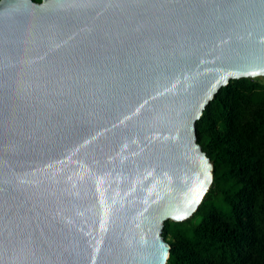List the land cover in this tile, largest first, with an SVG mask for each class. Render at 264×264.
I'll return each mask as SVG.
<instances>
[{
  "label": "water",
  "instance_id": "95a60500",
  "mask_svg": "<svg viewBox=\"0 0 264 264\" xmlns=\"http://www.w3.org/2000/svg\"><path fill=\"white\" fill-rule=\"evenodd\" d=\"M256 75L264 0H0V264H165L195 122Z\"/></svg>",
  "mask_w": 264,
  "mask_h": 264
},
{
  "label": "trees",
  "instance_id": "16d2710c",
  "mask_svg": "<svg viewBox=\"0 0 264 264\" xmlns=\"http://www.w3.org/2000/svg\"><path fill=\"white\" fill-rule=\"evenodd\" d=\"M195 124L213 180L189 217L164 220L165 264H264V83L231 78Z\"/></svg>",
  "mask_w": 264,
  "mask_h": 264
},
{
  "label": "rangeland",
  "instance_id": "374dc122",
  "mask_svg": "<svg viewBox=\"0 0 264 264\" xmlns=\"http://www.w3.org/2000/svg\"><path fill=\"white\" fill-rule=\"evenodd\" d=\"M253 77L258 78L261 82L264 83V75H256V76H253ZM262 145L264 146V140H263V144Z\"/></svg>",
  "mask_w": 264,
  "mask_h": 264
}]
</instances>
